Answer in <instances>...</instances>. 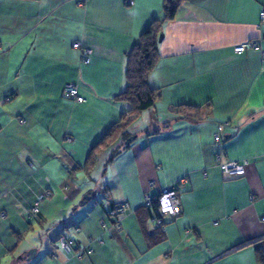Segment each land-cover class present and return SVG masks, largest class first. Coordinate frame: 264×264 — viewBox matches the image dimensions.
Returning a JSON list of instances; mask_svg holds the SVG:
<instances>
[{
    "label": "crops",
    "instance_id": "0c3cea01",
    "mask_svg": "<svg viewBox=\"0 0 264 264\" xmlns=\"http://www.w3.org/2000/svg\"><path fill=\"white\" fill-rule=\"evenodd\" d=\"M162 4L0 0V264H264V64L259 51H233L264 33V0L183 1L162 26L157 101L130 124L128 148L111 161L103 148L86 167L131 107L115 98L125 54ZM69 83L84 102L63 96ZM244 159L243 175L219 167ZM167 187L180 213L162 215L160 231L144 195ZM123 201L117 222L110 211ZM61 235L75 236L81 258L59 248Z\"/></svg>",
    "mask_w": 264,
    "mask_h": 264
},
{
    "label": "trees",
    "instance_id": "16d2710c",
    "mask_svg": "<svg viewBox=\"0 0 264 264\" xmlns=\"http://www.w3.org/2000/svg\"><path fill=\"white\" fill-rule=\"evenodd\" d=\"M183 1L185 0H163V17L152 20L140 33L132 48L126 52V86L115 98L130 103L131 107L127 112L121 114L120 120L114 123L110 131L91 148L86 167L96 163L98 152L103 148H109V161L128 148L134 137V134L129 130L130 124L142 111L151 108L157 101L159 94L151 88L149 78L159 59L158 44L162 36V26L166 21L174 18ZM187 108L192 109V106ZM157 197H154L151 205H143L151 217L160 216ZM157 228L163 231L159 227ZM260 261H264V253L260 255Z\"/></svg>",
    "mask_w": 264,
    "mask_h": 264
},
{
    "label": "built area",
    "instance_id": "2783aa9c",
    "mask_svg": "<svg viewBox=\"0 0 264 264\" xmlns=\"http://www.w3.org/2000/svg\"><path fill=\"white\" fill-rule=\"evenodd\" d=\"M259 21L257 26H264V9H261L259 12ZM73 47L76 49H79L82 52L83 55V61L84 62H89V57L88 55L90 54V49L83 47L81 45V42L76 41L73 43ZM233 51L236 54H242L247 51H259L261 53V59H262V64H264V33L248 39L244 42L238 43L233 46ZM62 94L66 98H73L77 102H84L85 99L83 96H81L78 93V89L76 85L74 84H66L63 86L62 89ZM223 130V124H218L216 128V132L214 133L213 139L214 141H220L221 140V131ZM248 164V160H230L227 162H222L219 164V167L222 172L228 173V174H233V175H243L245 173V168ZM186 179L184 177L180 178L178 183H184ZM150 185L154 184V181L149 182ZM51 195L50 190H45L41 193L38 194L36 201L34 205L32 206L31 210L34 213H37L40 208V203L46 198ZM158 206H159V212L160 216H152L151 221L156 227H159L161 230L164 229V221L162 218L163 216H168V217H177L180 213V199L176 191L171 188L167 187L163 189L158 195ZM154 197L150 196L149 194L144 195V205H151ZM130 208L129 204L127 201H123L120 203H117L114 205V207L110 211V215L115 218V220L118 222V219L120 218L121 215H123L128 209ZM5 216L4 213L0 214V217L3 218ZM261 221H264V215L261 216ZM79 230V228H76V231ZM76 242L75 236L69 235V236H64L61 235L58 240V246L60 249L67 253H71L74 256H77L81 258L82 253H84L83 250L77 249L74 250L73 245ZM88 252L91 251V249L87 250ZM52 256H54L52 254Z\"/></svg>",
    "mask_w": 264,
    "mask_h": 264
},
{
    "label": "water",
    "instance_id": "95a60500",
    "mask_svg": "<svg viewBox=\"0 0 264 264\" xmlns=\"http://www.w3.org/2000/svg\"><path fill=\"white\" fill-rule=\"evenodd\" d=\"M84 197L86 198V197H88V196L85 195ZM34 252H35L34 249H31V250L28 252V254H29L28 259H31V258L34 256Z\"/></svg>",
    "mask_w": 264,
    "mask_h": 264
}]
</instances>
